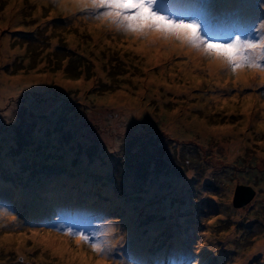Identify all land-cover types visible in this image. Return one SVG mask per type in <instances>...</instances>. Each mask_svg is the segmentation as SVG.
I'll return each instance as SVG.
<instances>
[{
	"label": "rangeland",
	"instance_id": "374dc122",
	"mask_svg": "<svg viewBox=\"0 0 264 264\" xmlns=\"http://www.w3.org/2000/svg\"><path fill=\"white\" fill-rule=\"evenodd\" d=\"M83 2L0 0V183H17L0 192V264H264V70L234 71ZM210 2L217 20L257 10L253 42L264 41V0ZM75 160L82 171L52 175ZM39 183L67 195L83 183L80 217L44 227L26 215L19 198ZM95 186L103 200L88 196ZM241 186L255 194L236 207ZM110 238V255L92 248Z\"/></svg>",
	"mask_w": 264,
	"mask_h": 264
},
{
	"label": "snow or ice",
	"instance_id": "6c2138e0",
	"mask_svg": "<svg viewBox=\"0 0 264 264\" xmlns=\"http://www.w3.org/2000/svg\"><path fill=\"white\" fill-rule=\"evenodd\" d=\"M173 15L161 13L156 10L158 0H84L83 10L107 9L100 13L101 16L112 17L117 23H121L127 29L135 32H151L160 30L166 36H175L192 46L202 47L209 54L222 58L226 66H231L235 71L242 65L261 67L264 65L258 61L264 60V41L254 43L253 38L259 34L256 32L255 22L245 29L234 28L227 35L229 42H214L216 33L207 23L213 7L210 0H173ZM181 17L176 19V17ZM185 17H191L187 22ZM204 28L201 30V23ZM232 50V51H228ZM70 231V230H69ZM80 240L88 241L89 236L82 232L78 234ZM79 242V241H78ZM97 253L110 255L112 245L108 242L92 244Z\"/></svg>",
	"mask_w": 264,
	"mask_h": 264
},
{
	"label": "trees",
	"instance_id": "16d2710c",
	"mask_svg": "<svg viewBox=\"0 0 264 264\" xmlns=\"http://www.w3.org/2000/svg\"><path fill=\"white\" fill-rule=\"evenodd\" d=\"M173 7H175V4H174L173 0H169V1H166L163 4V6H162V4H158L157 5V10L159 11V8H161L163 10H167L169 12H173L172 11ZM168 8H170V9H168ZM254 11H256V10L245 9V10H242V11H240L238 13L239 18L245 23V26H247L248 23H250L249 19H252ZM228 12H231V11H228ZM228 12H224V13L226 14ZM220 27L222 28V26L220 24H217L215 26V28H220ZM51 153L52 152L50 150V151L42 153L40 155L42 157L41 158L42 163L47 164L51 159H56L53 155H51ZM43 154H45V155H43ZM57 160L59 162H61L60 158H57ZM71 163L72 162H70L65 167L63 165L60 166L61 163H58V167H56L57 170L53 171L52 175L55 173V174H58L59 176H63V175H66L67 173H73V172H76V171L77 172L82 171V169L79 166L80 164H79L78 160L73 161L72 164ZM43 173H46V170L43 171ZM1 175H3V174H1ZM1 175H0V179H1ZM77 175L81 176L80 174H77ZM5 176L7 177V179L5 178V180H6L5 184L4 183L1 184L2 182L0 180V182H1L0 185H4V187L0 189V192L1 191L3 192V190H4V191H7L8 195H9L10 191H12V187H13L14 183L15 184H17V183H16V180L13 177H10V174L8 175V173H6ZM56 183L60 184L61 181L57 180ZM81 184H83V183H78L76 185H80L81 186ZM28 185L29 184H27L25 187L29 188ZM76 185H75V187H73L71 189L73 192L70 195H67V192H66L67 189L66 188L63 189L64 190L63 192H62V190H60V192H58V191L57 192H52L54 190L50 188L49 183L45 184V186L43 188L45 191L42 190V192H41V183L37 184V187H36V184H35L33 188L30 185L32 190L35 189L36 192L34 193V195H31L30 198L29 197H27V198H19L18 205L21 207V209H22V207H28V210H24L26 215L31 216V215L34 214L36 216H40L42 219L39 221V224L43 223L42 226L48 227L52 223L57 222V220H55L54 222H50V218L54 217L56 215V213H58V215L60 214L61 216L63 215V217L65 219H67L68 215H70V213H72L74 211L73 210L74 209V204H77L79 202L81 203V201H80V198H81V196H80L81 195L80 188L81 187L77 188ZM92 190H93V192L89 193L88 196H92L91 198L94 199V200H96V199L97 200H103L104 199V197L102 195L103 192L97 190L96 186L94 187V189L92 188ZM49 192L51 194H53L52 198H50ZM37 193H39V196H37ZM13 194H14V192H13ZM71 202H72V205L70 206ZM48 209L51 212L47 216L48 217L47 221L44 222L43 218H44V215L47 213ZM74 214L76 216H80V214L78 212H76ZM29 216H26V218H29ZM155 221H158V220H155ZM173 257L175 258L176 263L179 261L178 259L182 258V256H173Z\"/></svg>",
	"mask_w": 264,
	"mask_h": 264
},
{
	"label": "bare ground",
	"instance_id": "6f19581e",
	"mask_svg": "<svg viewBox=\"0 0 264 264\" xmlns=\"http://www.w3.org/2000/svg\"><path fill=\"white\" fill-rule=\"evenodd\" d=\"M225 8H228V6H224ZM145 46H149L150 47V45L148 44V43H145V45H143V44H141L140 46H139V48H143V47H145ZM144 53V55L146 56V57H149V59L151 58L152 60L154 59V56H153V58H152V53H153V51L152 50H149V51H145V52H143ZM150 61V60H149ZM155 61V60H154ZM154 61H153V63H154ZM149 63H151V62H149ZM239 80L240 81H242V82H246V77H245V75H243L242 77H240L239 78ZM217 98V97H216ZM115 98H110V102L111 103H116V104H118L119 102L118 101H116V102H113V100H114ZM115 101V100H114ZM217 101L218 102H220L221 101V98H219V99H217ZM128 105H131V104H128ZM132 107V106H131ZM128 110V112L129 113H131L132 111L133 112H135V110H134V108H132L131 110H129V109H127ZM138 115H140V114H138ZM108 229L109 230H111V228L110 227H108ZM42 241L46 244V246L47 247H50V245L51 246H53V242L51 241V239L48 237L47 239H42ZM42 242V243H43ZM105 242H108V243H110L111 245H113L114 244V241H113V239L112 238H110L108 241H105ZM54 248H56L55 246H54ZM57 250V249H56ZM63 255H64V252H63ZM92 264V263H91ZM99 264V263H98Z\"/></svg>",
	"mask_w": 264,
	"mask_h": 264
},
{
	"label": "water",
	"instance_id": "95a60500",
	"mask_svg": "<svg viewBox=\"0 0 264 264\" xmlns=\"http://www.w3.org/2000/svg\"><path fill=\"white\" fill-rule=\"evenodd\" d=\"M255 192L250 187L241 186L238 188L235 199L234 205L237 206H244L248 202H250L254 196Z\"/></svg>",
	"mask_w": 264,
	"mask_h": 264
}]
</instances>
